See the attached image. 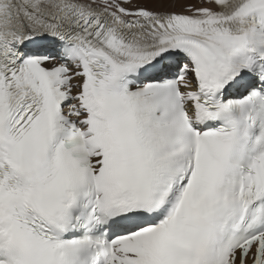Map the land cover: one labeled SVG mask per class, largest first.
Wrapping results in <instances>:
<instances>
[{
	"label": "snow or ice",
	"instance_id": "obj_1",
	"mask_svg": "<svg viewBox=\"0 0 264 264\" xmlns=\"http://www.w3.org/2000/svg\"><path fill=\"white\" fill-rule=\"evenodd\" d=\"M0 264H264V0H0Z\"/></svg>",
	"mask_w": 264,
	"mask_h": 264
}]
</instances>
